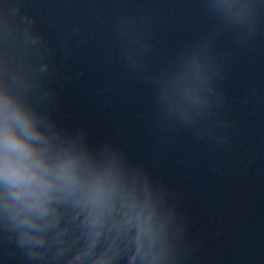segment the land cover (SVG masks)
<instances>
[{
    "label": "clouds",
    "instance_id": "1",
    "mask_svg": "<svg viewBox=\"0 0 264 264\" xmlns=\"http://www.w3.org/2000/svg\"><path fill=\"white\" fill-rule=\"evenodd\" d=\"M5 143L11 151H14L23 156L25 152L24 147L14 138L7 137L5 139ZM0 175H3L6 179L17 183H20L23 180V177L20 175L17 165L7 160L3 163L2 166H0Z\"/></svg>",
    "mask_w": 264,
    "mask_h": 264
}]
</instances>
